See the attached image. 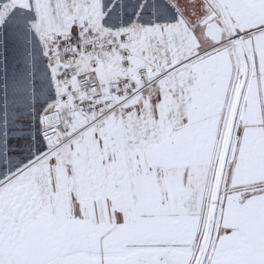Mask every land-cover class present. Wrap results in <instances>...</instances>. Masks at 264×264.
I'll return each mask as SVG.
<instances>
[{"label": "snow or ice", "instance_id": "1", "mask_svg": "<svg viewBox=\"0 0 264 264\" xmlns=\"http://www.w3.org/2000/svg\"><path fill=\"white\" fill-rule=\"evenodd\" d=\"M0 264H264V0H0Z\"/></svg>", "mask_w": 264, "mask_h": 264}]
</instances>
